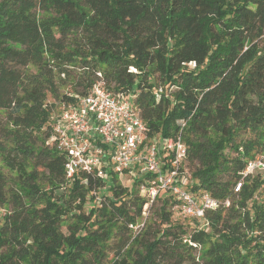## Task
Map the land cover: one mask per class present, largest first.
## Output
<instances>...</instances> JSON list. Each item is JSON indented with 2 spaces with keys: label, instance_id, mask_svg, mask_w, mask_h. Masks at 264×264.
<instances>
[{
  "label": "trees",
  "instance_id": "trees-1",
  "mask_svg": "<svg viewBox=\"0 0 264 264\" xmlns=\"http://www.w3.org/2000/svg\"><path fill=\"white\" fill-rule=\"evenodd\" d=\"M99 81L181 137L182 183L218 203L190 232L163 193L133 236L140 192L66 178L52 118ZM263 152L264 0H0V264H264V173L235 191Z\"/></svg>",
  "mask_w": 264,
  "mask_h": 264
},
{
  "label": "built area",
  "instance_id": "built-area-1",
  "mask_svg": "<svg viewBox=\"0 0 264 264\" xmlns=\"http://www.w3.org/2000/svg\"><path fill=\"white\" fill-rule=\"evenodd\" d=\"M148 132L130 96L113 93L99 81L53 116L47 144L65 156L67 179L79 170L102 181L108 175L136 172L133 180L147 200L141 214L163 193L173 199V209L182 219L200 220L205 210L217 208L215 200L192 193L182 183L186 147L181 137L150 138ZM257 173H264V152L246 163L235 191L244 178ZM142 227L130 226L138 231Z\"/></svg>",
  "mask_w": 264,
  "mask_h": 264
},
{
  "label": "rangeland",
  "instance_id": "rangeland-1",
  "mask_svg": "<svg viewBox=\"0 0 264 264\" xmlns=\"http://www.w3.org/2000/svg\"><path fill=\"white\" fill-rule=\"evenodd\" d=\"M189 68H192V67H189ZM50 102H51V99H48ZM61 111V107H58L57 106V110H55V114H58V112ZM136 175H138L136 172L132 173L131 176L126 174L124 176H105L103 178V182H104V187L101 188L98 192V196L101 198V197H107L109 199L112 198V187L113 185L115 184L114 183V180L117 181V183H119L121 186L127 188L128 190H131L132 192H140L139 191V184H137V182H135L133 180V178H136ZM114 178V180H113ZM96 198V197H95ZM160 205L161 203L156 201L152 204H150L148 206V208L146 209L145 211V214H141V217L137 220V225H143V227L141 228V230L143 229V231L145 230L144 229V225H148V224H156L157 226V222H158V217H157V212L159 211V208H160ZM167 211H171L172 213V220L171 222L173 224H180V225H185L187 227V231L190 232V222L186 219H182L180 216H178V214L174 211L173 207H171L170 205V202L168 203V206H167ZM3 211L7 212L8 209H3ZM174 221V222H173ZM176 221V222H175ZM141 227V226H140ZM140 230V231H141ZM131 231H132V235L135 236L137 235L140 231L138 230H134L131 228ZM141 231V232H143Z\"/></svg>",
  "mask_w": 264,
  "mask_h": 264
}]
</instances>
